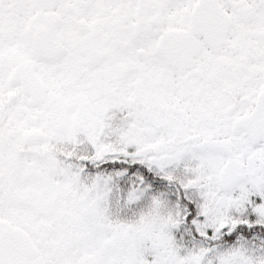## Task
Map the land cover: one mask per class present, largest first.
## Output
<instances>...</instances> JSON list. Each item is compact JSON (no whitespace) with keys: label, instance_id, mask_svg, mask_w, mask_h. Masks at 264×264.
Instances as JSON below:
<instances>
[{"label":"snow or ice","instance_id":"1","mask_svg":"<svg viewBox=\"0 0 264 264\" xmlns=\"http://www.w3.org/2000/svg\"><path fill=\"white\" fill-rule=\"evenodd\" d=\"M0 264H264V0H0Z\"/></svg>","mask_w":264,"mask_h":264}]
</instances>
